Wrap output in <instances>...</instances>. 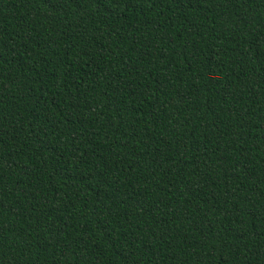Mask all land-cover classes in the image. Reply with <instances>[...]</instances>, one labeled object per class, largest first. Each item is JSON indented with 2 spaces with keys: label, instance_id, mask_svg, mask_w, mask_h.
Returning <instances> with one entry per match:
<instances>
[{
  "label": "trees",
  "instance_id": "1",
  "mask_svg": "<svg viewBox=\"0 0 264 264\" xmlns=\"http://www.w3.org/2000/svg\"><path fill=\"white\" fill-rule=\"evenodd\" d=\"M0 264H264V0H0Z\"/></svg>",
  "mask_w": 264,
  "mask_h": 264
}]
</instances>
